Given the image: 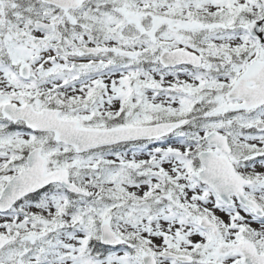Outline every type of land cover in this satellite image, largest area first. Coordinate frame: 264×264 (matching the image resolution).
<instances>
[{
    "label": "snow or ice",
    "instance_id": "6c2138e0",
    "mask_svg": "<svg viewBox=\"0 0 264 264\" xmlns=\"http://www.w3.org/2000/svg\"><path fill=\"white\" fill-rule=\"evenodd\" d=\"M0 264H264V0H0Z\"/></svg>",
    "mask_w": 264,
    "mask_h": 264
}]
</instances>
